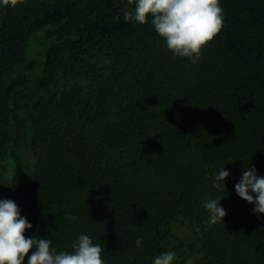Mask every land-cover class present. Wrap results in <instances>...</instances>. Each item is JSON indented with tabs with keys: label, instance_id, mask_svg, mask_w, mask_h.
<instances>
[{
	"label": "trees",
	"instance_id": "1",
	"mask_svg": "<svg viewBox=\"0 0 264 264\" xmlns=\"http://www.w3.org/2000/svg\"><path fill=\"white\" fill-rule=\"evenodd\" d=\"M220 4L195 65L150 19L126 21L127 0L0 7V200L27 237L71 252L86 234L104 264L166 251L173 264H264V214L235 191L245 165L264 177V0ZM217 195L226 216L209 226L202 205Z\"/></svg>",
	"mask_w": 264,
	"mask_h": 264
},
{
	"label": "clouds",
	"instance_id": "2",
	"mask_svg": "<svg viewBox=\"0 0 264 264\" xmlns=\"http://www.w3.org/2000/svg\"><path fill=\"white\" fill-rule=\"evenodd\" d=\"M22 3L24 0H0V7L15 8ZM127 4L126 21L143 25L150 19L173 56L187 58L194 65L223 27L220 0H127ZM245 169L235 191L240 198L255 204L256 214H264V177L257 175L254 166L245 165ZM229 176L230 171L220 168L213 177V187L224 190ZM224 197L205 198L202 207L209 214L207 225L224 222L226 211L220 204ZM32 227L15 201L0 200V264H24L25 257L27 264H104L101 245L94 244L88 235L80 234L71 252H57L50 239L27 237L25 233ZM135 243L140 247L142 238ZM175 257L174 251H166L155 257L154 264H173ZM186 264H192L191 259Z\"/></svg>",
	"mask_w": 264,
	"mask_h": 264
}]
</instances>
